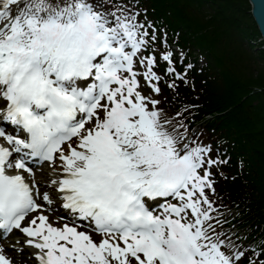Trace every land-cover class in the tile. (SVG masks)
<instances>
[{
  "label": "snow or ice",
  "instance_id": "obj_1",
  "mask_svg": "<svg viewBox=\"0 0 264 264\" xmlns=\"http://www.w3.org/2000/svg\"><path fill=\"white\" fill-rule=\"evenodd\" d=\"M176 59L139 0H0V264H264L214 198L228 157L162 102L195 87Z\"/></svg>",
  "mask_w": 264,
  "mask_h": 264
},
{
  "label": "trees",
  "instance_id": "obj_2",
  "mask_svg": "<svg viewBox=\"0 0 264 264\" xmlns=\"http://www.w3.org/2000/svg\"><path fill=\"white\" fill-rule=\"evenodd\" d=\"M153 1L154 6L164 7L162 13L165 16L168 11L173 25L184 30L185 42L206 49L209 54L212 53L215 67L219 68L221 64L227 70L220 69L218 83L210 82L212 87L215 85V89L205 91L207 101H203L202 106L205 110L217 111L216 113L227 109L224 114H216V120L227 129V134L237 141L241 149L238 151L240 153L238 157H242L245 165L248 166L242 177L234 181V191L238 198L248 203L250 211L245 208L246 213L251 212L264 230V67L256 64L255 72L257 69L261 70L253 77L248 71L243 75L244 78L239 73L240 78L229 75L230 71L235 73L237 70L235 51L241 46L242 55L245 54L244 42L248 45V54L254 61H264V49L255 46L254 43L260 33L250 14L251 6L248 0ZM205 5L210 10L206 16L202 13V7ZM215 22H220L219 30L214 26ZM205 23L206 29L203 32ZM219 49L221 52L217 57ZM231 49H233L232 53ZM220 54L229 61L223 64L219 58ZM211 68L215 70L212 62ZM223 83L226 85L231 83L236 89L235 93H230L229 87L227 88ZM242 96L246 99L247 108L242 117L243 109L235 107V114L238 117H234L229 110L240 101Z\"/></svg>",
  "mask_w": 264,
  "mask_h": 264
},
{
  "label": "rangeland",
  "instance_id": "obj_3",
  "mask_svg": "<svg viewBox=\"0 0 264 264\" xmlns=\"http://www.w3.org/2000/svg\"><path fill=\"white\" fill-rule=\"evenodd\" d=\"M202 13L205 16L210 13V10H209L208 6L205 5V7H202ZM203 20L205 21V18ZM219 24H220V22L219 23L218 22H215L214 23V26L218 30H219V28H218V25ZM203 25H204L203 26V30H204L203 32H205L206 23L203 24ZM211 30H212V28H211ZM233 33L236 34L235 31H233ZM205 36H207V33H205ZM244 46H245V49H246L245 50V54L243 53V55H242L241 46L239 47V49H237L235 51V64L237 66L238 72H237V70H235V73H233L232 71H230L229 72V75H231L232 77L237 76L238 78H240L239 77V75H240L242 78H244L243 75H245V72H247V71H248V74L250 76L252 75V77H253L259 70H261V69H257V71L255 72V70H256V64L264 67V61H254V59L252 57H250L249 54H248L249 47H248V45L245 42H244ZM219 52H221L220 49L217 51V57H218V53ZM219 58L222 60V63L223 64L226 63L227 61H229V59L227 57H225L223 54H220L219 55ZM220 69L222 71H227L225 69V67H223L221 64L219 66V72L221 71ZM193 71H194L195 74L198 75V78H197V81H196L197 82V87L203 86L204 89H205V91H210L212 89H215V85H213V87H212L211 84H210V82H212V83H218L219 82V76L218 75H212L208 79H206V78H201V75H200V73H198V70L197 69H193ZM238 73H239V75H238ZM246 78H248V77H246ZM225 83H226V81H225ZM225 83H223V84L227 88L229 87L228 91H230V93H235V91H236L235 87L233 85H231V83H229L228 85H226ZM245 98H246V96H245ZM239 100L240 101L238 103H236L235 105H233V107L229 110L231 112V115L234 116V117H238L235 114V107H238V108L243 109L242 117L244 115L245 109L247 108V102L245 101L246 99H244V96H242ZM195 103L198 105L197 102H195ZM243 103H245V104L243 105ZM242 126L243 125L241 124L240 127L242 128ZM235 145H238V143L237 142H233V146H235ZM238 151H241L240 147H238ZM244 152H246V151H244ZM235 160H236V158L233 157L234 163H235ZM32 262L33 261H31V263Z\"/></svg>",
  "mask_w": 264,
  "mask_h": 264
},
{
  "label": "water",
  "instance_id": "obj_4",
  "mask_svg": "<svg viewBox=\"0 0 264 264\" xmlns=\"http://www.w3.org/2000/svg\"><path fill=\"white\" fill-rule=\"evenodd\" d=\"M248 1L251 5L250 13H251V15L255 21V24L258 27V30L261 34V37H262V40L264 43V18L260 17V14H259L258 9H257V4L258 3H264V0H248Z\"/></svg>",
  "mask_w": 264,
  "mask_h": 264
},
{
  "label": "bare ground",
  "instance_id": "obj_5",
  "mask_svg": "<svg viewBox=\"0 0 264 264\" xmlns=\"http://www.w3.org/2000/svg\"><path fill=\"white\" fill-rule=\"evenodd\" d=\"M232 51H233V49H231V53H232ZM228 53H230V52H228Z\"/></svg>",
  "mask_w": 264,
  "mask_h": 264
}]
</instances>
